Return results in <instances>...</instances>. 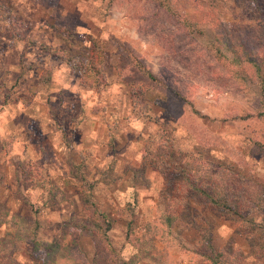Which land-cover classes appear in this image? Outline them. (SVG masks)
Listing matches in <instances>:
<instances>
[{
    "label": "rangeland",
    "instance_id": "1",
    "mask_svg": "<svg viewBox=\"0 0 264 264\" xmlns=\"http://www.w3.org/2000/svg\"><path fill=\"white\" fill-rule=\"evenodd\" d=\"M170 1L189 26L158 0H0V264H90L95 254L96 264H210L203 253L218 251L264 264V97L214 60L202 10ZM253 14L232 3L223 19L243 33ZM93 51L99 81L86 89ZM135 59L164 84L138 109V88L123 80ZM167 154L229 166L259 205L239 220L192 195L166 228L159 217L178 204L167 197L180 179ZM77 166L111 222L105 239L90 232ZM34 240L57 242L61 255L45 263Z\"/></svg>",
    "mask_w": 264,
    "mask_h": 264
},
{
    "label": "trees",
    "instance_id": "2",
    "mask_svg": "<svg viewBox=\"0 0 264 264\" xmlns=\"http://www.w3.org/2000/svg\"><path fill=\"white\" fill-rule=\"evenodd\" d=\"M195 6L202 10L203 19L205 24L211 27L212 42L210 49L213 58L221 65L228 67L231 76L241 86H254L261 96L264 97V14L261 13L258 0H188ZM237 3L240 5L253 4L256 7L257 14H253L254 18H249L251 24H246V30L241 33L235 29H232L224 19L223 15L229 11L230 5ZM158 5L166 10L168 14L174 17L177 22L183 26H189L188 18L180 14L177 9L172 5L170 0H158ZM6 17L5 9L0 4V22ZM254 20V21H253ZM65 51L51 50V55L54 57H61ZM90 56H87V72L80 78L79 85L86 89H92L98 84L99 66L95 58L96 54L89 52ZM99 58V57H98ZM133 69H130L126 76H123L125 83L132 88H138V91H134L135 96H132L131 101L134 109L143 107L145 95L150 87L161 89L164 87L163 82L153 75L149 69L143 65L139 60L135 59ZM118 71H124L127 66L117 67ZM91 73V76L88 74ZM49 71H45L42 81L49 82ZM143 76V79L137 77ZM87 77V78H86ZM90 77V78H88ZM146 117H150L146 115ZM172 131H169V133ZM169 136L163 137V141L167 143ZM264 150V145L259 144ZM169 159L173 160L174 164L170 167L173 172H177L180 175V181L172 184L168 193V202L178 203L172 206L169 205L167 211L162 213L159 217L162 224L166 228H171L172 225L178 221L180 212L186 205L191 196H198L204 200L207 206L221 208L225 212L230 213L237 217L239 220H244L246 214L250 212L253 207H257L261 201V195H254L258 192L257 187L249 186L245 189H238L236 179L239 175L236 174L229 166L224 164H218L216 166L210 165L208 160H204L197 155H182L176 156L177 161L171 158L170 154L166 155ZM75 178L80 182V197L82 203L91 206L93 211L91 216L96 217L93 220L90 227L92 236L100 239H105L107 232L111 230V222L107 218L99 217L96 215V208L93 201V182L87 180L85 172L82 166L76 167ZM256 198V199H255ZM183 203V205H182ZM179 205V206H175ZM175 206V207H174ZM181 207V208H179ZM88 229V228H87ZM34 252L43 251L45 256V263L50 260L58 259L61 255L60 245L55 242L42 243L34 240ZM98 248V246H97ZM109 252V250H108ZM213 253V254H212ZM207 256L203 253V256L208 260L210 264H239V257L231 256L225 251L212 252ZM95 254L94 260L90 264H96ZM75 264H82L74 262Z\"/></svg>",
    "mask_w": 264,
    "mask_h": 264
}]
</instances>
